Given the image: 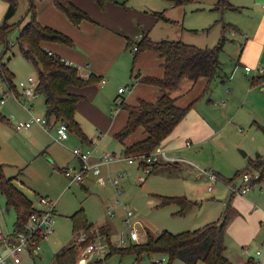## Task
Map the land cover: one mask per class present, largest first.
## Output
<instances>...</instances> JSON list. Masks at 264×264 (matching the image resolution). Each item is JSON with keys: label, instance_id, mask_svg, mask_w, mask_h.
<instances>
[{"label": "rangeland", "instance_id": "rangeland-1", "mask_svg": "<svg viewBox=\"0 0 264 264\" xmlns=\"http://www.w3.org/2000/svg\"><path fill=\"white\" fill-rule=\"evenodd\" d=\"M214 1L179 0V3L174 0L111 1L127 10H133L136 17L142 16V19L134 21V27L146 30L145 33H148L149 39L153 42L174 40L197 47L212 48L217 45L222 34L226 38L218 55L223 71L222 81L215 78L206 87V79H201L192 89L189 87L190 82L184 79L179 87L170 93L171 96L178 95L181 98L177 102L180 107H185L196 99L195 109L211 120L210 124L213 125L214 134L216 133L215 137L175 154L188 160L193 166L185 163L158 164L151 167V173L146 176L143 183L138 182L142 171L136 166L127 165L125 162L102 166L101 172L104 177H112L119 172L126 173L127 177L120 181L119 194L109 184L99 185L91 172L84 175L81 182H70L62 170L65 167L78 166V161L72 153L76 149H84L78 135L67 130L68 140L61 143L55 138V128L47 133L33 124L27 131H17L15 129L17 123L28 120L29 112L8 92L9 96L0 104V115L5 118L4 122H0V163L3 165V175L12 179L13 185L25 195L34 210L42 209L38 202L39 197L48 199L55 208L52 214L53 233L39 242L42 260L40 261L38 257L33 260L30 256L23 255L20 264H54L55 253L61 247L70 244H73L78 254L84 258L83 245L74 243L75 231L70 219L80 209L87 223L94 225L92 227L94 230H98L99 225L108 223L111 228V242L115 244H120L121 240L125 242V245L115 247L122 250L130 246L128 227L123 223L127 210L133 214L130 221L138 222L136 224L138 240L131 243L134 245L144 243L147 232L153 236L161 231L177 234L195 231L206 224L219 222L228 202L240 216L233 218L225 229L223 243L227 263L248 264V261L253 259L264 264V180L253 185L248 184V191L241 196H231L226 182L229 180L240 182V177L246 172L252 175L250 180L252 178L257 180L258 172L251 166L257 156L261 157L256 163L264 165V85L260 84L261 80L256 81V75L252 72L244 73V67L252 70L256 67L251 62L253 54L241 53L239 62L237 54L244 40L240 33L251 37L250 33L255 31L244 29L247 26L254 27L256 21L247 17V11L222 13L213 10ZM16 6V12L9 20V24L15 27L5 36L7 47H4L5 43H0V57L12 74L15 90L20 93L18 82L26 80L29 76L36 78L37 70L34 64L24 57L17 45L20 29L32 18V12L28 10V0H17ZM43 7L44 3L40 0L34 1L37 22L38 17L40 21L44 19L41 13ZM5 10L6 4L0 0V25ZM227 22L232 28H226L225 32H222V25ZM134 52L132 47L130 53ZM135 81L134 78L120 79L119 85L130 90L131 84ZM253 81L257 83L253 84ZM0 87L4 91H8L9 88L1 79ZM96 87L97 98L94 100L96 103H90L91 106L109 98L117 89V85L113 86L110 83L103 86L99 83ZM228 90L231 93H228ZM207 99L210 102L206 104ZM26 101L31 105L28 109L33 116H45L42 94ZM20 102H24L22 97ZM86 103L87 101L80 102L77 105L75 120L87 136L98 142L97 137L100 133L99 137H104L101 142L105 143L108 138L105 127L109 123L99 120L95 110ZM108 109L109 119L112 118L114 111L122 112L116 101L108 102ZM135 135H131L127 140ZM161 143L159 148L164 149ZM103 151L115 153L118 157L125 156L120 154L121 146L114 135ZM240 151L244 152L245 156H242ZM200 169H210L217 173L218 181L213 191H207L208 177ZM161 199H183L192 205L183 212L182 206L177 202L161 205ZM109 211L113 212L112 216L108 215ZM16 220L15 210L6 205L5 197L0 194V232L6 234L13 231ZM257 251L259 255H256ZM126 252L120 253L124 255L111 254L106 264H159V262L184 264L178 259H171L166 253H144L137 258L135 254H125Z\"/></svg>", "mask_w": 264, "mask_h": 264}, {"label": "trees", "instance_id": "trees-1", "mask_svg": "<svg viewBox=\"0 0 264 264\" xmlns=\"http://www.w3.org/2000/svg\"><path fill=\"white\" fill-rule=\"evenodd\" d=\"M2 1L6 4V10L0 25V43H5L6 46L4 45V47L6 48L5 36L15 27L9 24V20L16 12L17 0ZM34 1L28 0V10L32 12V18L18 33V48L24 57L36 67V78L38 80L36 91L38 95L42 94L44 97L45 117L55 123L65 124L70 132L75 133L82 141H85L86 137L75 120L77 104L83 101L84 97L73 94L71 88H83L94 85L100 80L92 74L87 80L81 79L75 66H68L61 61V57L48 54L43 44L58 43L71 46L72 41L63 33L42 26L37 22L34 15ZM93 1L100 8H103L106 2L113 0ZM174 1L179 3V0ZM53 4L73 25L77 26L82 20L89 19V16L74 6L71 0H53ZM212 9L237 10V7L232 6L228 0H216ZM225 26L228 27V25ZM225 26H222V32H225ZM229 27L231 26L229 25ZM225 40L226 38L222 34L217 45L212 48H200L174 40L153 42L147 36H142L138 41H128V47H136L133 62H135L140 53L152 50L159 56L163 73L160 78H141L144 83L155 86L159 90L160 94L154 102L139 100L135 105H126L121 101L119 104V107L126 111L127 119L123 128L114 137L122 144L133 134L140 132L142 137L140 140L125 147L126 156L149 154L171 134L178 123L186 116L195 101L185 107H180L177 105L178 97L170 95L184 79L191 82V88L201 78L206 79L207 83H210L215 78L219 81L223 80V71L218 55L223 49ZM0 65V79L6 82L7 86L17 94L12 83V74L2 60ZM4 121V116L0 115V122ZM260 157L257 156L251 164L258 172V179L252 178L251 185L264 180V165L261 166L256 163ZM226 182L230 183L232 180ZM0 194L5 197L6 205L12 207L16 212L17 220L11 233L12 236H15L21 230L26 218L34 212V209L31 207L30 201L13 185L12 179L4 177L1 163ZM174 201L182 206L183 212L192 205L191 202H186L183 199H161L160 204L164 205ZM237 215V211L228 202L227 209L219 222L206 224L195 231H185L177 234L161 231L158 235L153 236L147 232L144 243L134 245L130 243L128 248L122 250H117L112 246L110 227L101 225L98 226V231L106 237L109 253L104 258L97 257L86 264H106V260L111 254H120L122 251H127L125 254L133 253L137 258L144 253H166L171 259H178L184 264H198L199 262L201 264H228L224 256V233L228 223ZM70 219L74 231L79 229L88 230L94 226L87 223L82 209L75 212ZM82 259L85 258L78 254L73 244H70L61 247L55 253L54 264H82ZM248 264L260 263H255L253 259H250Z\"/></svg>", "mask_w": 264, "mask_h": 264}, {"label": "crops", "instance_id": "crops-1", "mask_svg": "<svg viewBox=\"0 0 264 264\" xmlns=\"http://www.w3.org/2000/svg\"><path fill=\"white\" fill-rule=\"evenodd\" d=\"M228 1L232 6L237 7L238 11H247V17L251 18L253 21H256L254 27L249 28L247 26L244 29L255 31L254 33H250L251 37L242 35V33H240V31L238 30L240 36L244 37V40L242 45L240 44L241 46L239 51H237V54L238 62L240 60L241 53L245 55H247L248 53L253 54L251 62L255 64V68L260 67L263 70L262 74L256 76V81L259 82L261 80L260 84L264 85V0ZM40 2L44 3V7L41 10L44 19L40 21V18L38 17L41 25L63 33L72 41L71 46H66L58 43H46L43 44L44 48L54 55L69 61L70 63H72V65L76 66L82 71L92 74L97 79H104L105 83L103 85H105L106 83H110L113 86L117 85V89L109 95V98L103 99L102 102H97L98 104H94V106H91L90 103L93 104L94 100L97 98L96 86H98L99 82L83 88H71V92L73 94L81 95L84 97L83 101L81 102L87 101L86 105L89 104V106L95 110L96 115H98L99 117V120H104L106 122L108 121L109 123L105 127L106 132L108 133V138L106 139L105 143L101 142L104 137H99L100 133L97 137L98 142L96 140L94 141L92 137L87 136L84 132L83 134L86 137L85 141H82L78 136L84 149L87 148L91 144V142H97V146L93 152L94 158H92V161H95L96 156L104 152L103 150H105L106 145L111 139V136L115 135L123 128L127 119L126 111L122 108H120L122 112L119 113V111H114L112 118L109 119L107 117L109 115L108 102L121 100L126 105H135L139 100L154 102L159 96L160 92L155 86L144 83L141 80V78L144 77L160 78L162 76L163 72L160 66L159 56L152 50H146L140 53L135 62H133L134 54L130 53L132 47H128V41H138L142 36L148 37V33H145L146 30L142 28L139 30L134 27V21L136 19H142V16L136 17L133 10H127L122 6L116 5L111 2H106L103 8H100L93 0H71L74 6L81 9L89 16L88 20H82L76 26L73 25L69 21V19L54 6L53 0H40ZM215 2L216 0L214 1V3ZM237 10L222 9L219 11H221L222 13L234 11L238 12ZM225 18L227 19V16ZM156 21H158V19H156ZM249 21L250 19H248V22ZM225 25H228V22L227 24H223L222 26ZM225 27L231 28L229 27V25L228 27ZM242 50H244V52H242ZM132 76L136 81L134 84H131V89L126 90L125 88H123V92L118 93V88H121V86L119 85L120 79H133ZM201 79H199L196 83H198ZM205 83L207 87V80ZM252 83L255 84L257 82L253 81ZM191 86L192 84L190 82L189 87L191 88ZM228 93L231 92H229L228 90ZM174 97H178L177 102L181 100L178 95H175ZM192 101H195V105L197 100L195 99ZM208 102H210L209 99L206 100V104ZM19 104L21 105L22 103L19 102ZM194 105L188 111L186 116L174 128L171 134L166 137L161 143L164 150L172 155L185 151L186 149H191L192 147H195V145L200 144L202 141L215 137L216 133L214 134V131L212 129L213 125L210 124L211 120L205 118L204 115L199 114ZM28 106L31 105L27 104L26 107L25 105H23L22 107L27 112H29L30 115V109H28ZM51 121L53 120L48 121V126L44 130L41 126L37 124L35 125L41 128L43 131L49 133L54 130V128L56 129L57 124L54 121L53 124H51ZM15 129L17 131L28 130L18 129L17 127H15ZM141 138L142 137L139 132L130 140H127V138L123 144L116 139L121 146L120 154H125V147L131 145L137 140H140ZM66 140H68V137L60 142L62 143ZM126 141L127 144H125ZM187 141L191 143V146L188 148L185 147V142ZM192 141H194L195 143H193ZM31 207L33 206L31 205ZM237 214L238 215L236 216V218L240 216V213L238 211ZM106 224L109 226L108 223ZM12 232L13 231H8L6 234L0 232V235L10 236ZM30 257L34 260L32 256ZM38 259L40 261L42 260L40 254L38 256Z\"/></svg>", "mask_w": 264, "mask_h": 264}, {"label": "built area", "instance_id": "built-area-1", "mask_svg": "<svg viewBox=\"0 0 264 264\" xmlns=\"http://www.w3.org/2000/svg\"><path fill=\"white\" fill-rule=\"evenodd\" d=\"M264 8V6H263ZM136 51V47L133 48ZM49 55H54L53 53L48 51ZM55 56V55H54ZM68 66H74L69 61L62 59ZM76 67V66H75ZM77 68V67H76ZM78 76L81 79L87 80L90 76L89 73L82 71L77 68ZM244 72L246 74L253 73V75L262 74L263 70L260 67L255 69H250L249 67H244ZM99 83L103 85L105 83L104 80H100ZM38 86L37 78L29 76L26 80H22L18 82V89L20 93H15L13 90L8 88V91H4L0 87V104L4 103V99L10 96L16 101L20 102V97L24 99V102L21 104L22 106L27 105L28 99L35 98L38 96L36 88ZM9 92V93H8ZM118 93L123 92V88H118ZM21 103V102H20ZM116 103L119 105L121 100H117ZM48 119L45 116H33L31 113L29 115V119L24 122H18V129H29L33 124H37L41 126L43 129H46L48 126ZM67 127L63 123L56 124V140L58 142L65 140L68 137ZM160 145L157 146L153 151L149 154H137L131 156L118 157L115 154H109L106 152L100 153L95 161H92L94 158V148L96 145L91 142V144L85 149H76L73 151V156L79 161L78 168H69L65 167L62 170L63 175L70 182H81L84 175L91 172L92 175L96 178V182L103 186L106 184L111 185L119 194L120 193V181L127 177L126 173H116L114 176H102L101 167L104 165H111L113 163H122L125 162L127 165H134L138 169L142 171V175L138 177V182L143 183L145 181L146 176L150 175L151 167H154L158 164H178L185 163L188 165H192L186 159L181 157H177L175 155L170 154L164 149L159 148ZM191 146L189 141L185 142V147L188 148ZM193 166V165H192ZM197 168V167H196ZM199 169V168H198ZM207 177L209 184L207 185V191H213L214 185L218 181V175L210 169L202 170L200 169ZM251 175L248 173L243 174L240 177V182H230L228 183V191L230 195H243L245 194L251 183ZM39 204L42 206L41 210H34L31 213L24 223L22 224L21 230L15 236H3L0 235V264H20L23 260V255L32 256L36 259L39 256V242L42 239H46L49 235L53 233V218L52 214L54 212V204H52L48 199L39 197ZM119 206L120 203H117ZM126 209V206H124ZM109 216L113 215V212H108ZM133 214L130 211H126V218L123 221L125 225L128 227V237L129 242H136L138 240V234L136 229L137 221L131 222L130 218ZM74 243L77 245H83V256L85 260L91 255L94 254L95 258H104L108 251L109 247L107 244L106 237L99 233L97 229L94 228L86 230L79 229L75 231L73 236ZM113 247H119L125 245V242L121 240L120 244L112 243ZM256 255H259V252H256ZM84 261V260H83ZM255 263H259L258 261H254ZM160 264V262H159Z\"/></svg>", "mask_w": 264, "mask_h": 264}, {"label": "water", "instance_id": "water-1", "mask_svg": "<svg viewBox=\"0 0 264 264\" xmlns=\"http://www.w3.org/2000/svg\"><path fill=\"white\" fill-rule=\"evenodd\" d=\"M241 155L242 156H245V153L240 151ZM95 259V255L94 254H91L86 260L82 261L81 263L82 264H86V263H89L91 261H93Z\"/></svg>", "mask_w": 264, "mask_h": 264}]
</instances>
